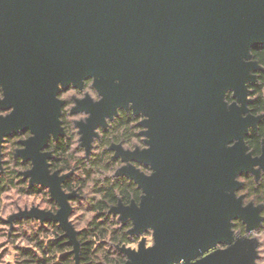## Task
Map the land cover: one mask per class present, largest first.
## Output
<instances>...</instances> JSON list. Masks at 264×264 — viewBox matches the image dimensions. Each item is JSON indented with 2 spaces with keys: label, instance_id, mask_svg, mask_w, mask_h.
I'll list each match as a JSON object with an SVG mask.
<instances>
[{
  "label": "water",
  "instance_id": "95a60500",
  "mask_svg": "<svg viewBox=\"0 0 264 264\" xmlns=\"http://www.w3.org/2000/svg\"><path fill=\"white\" fill-rule=\"evenodd\" d=\"M263 44L264 0H0V85L6 91L0 107L16 109L0 121V132L35 133L17 155L32 160L33 181L51 186L63 205L62 181L47 175L48 157L40 154L49 133L61 134L56 83L78 86L83 78H96L103 102L85 101L77 109L92 114L82 128L85 143L91 126L133 101L149 117L151 147L117 154L155 171L144 178L130 167L122 170L146 195L140 210H118L134 219L137 232L154 227L157 243L126 254L132 264H171L198 254L197 248L230 241L229 218L241 219L248 229L259 224V208L242 209L224 193L233 174L250 172L252 164L264 168V156L250 160L240 140L260 122L240 118L243 104L251 102L243 99V82L254 83L248 72L260 70L241 58ZM227 89L235 90L241 108H225ZM232 139L236 145L226 150ZM251 248L240 241L201 264H251Z\"/></svg>",
  "mask_w": 264,
  "mask_h": 264
},
{
  "label": "clouds",
  "instance_id": "9594fccd",
  "mask_svg": "<svg viewBox=\"0 0 264 264\" xmlns=\"http://www.w3.org/2000/svg\"><path fill=\"white\" fill-rule=\"evenodd\" d=\"M253 49L248 48L241 63L255 64L260 70H249L254 83L243 82V99L264 104V65L252 56ZM119 83V80L113 81L114 85ZM95 85L93 76L81 79L78 86L71 81L66 87L61 82L55 85L53 99L59 104L56 119L61 134L49 133L40 154L48 157L44 161L47 175L62 181L58 191L67 197L63 205L53 198L51 186L33 181L29 175L34 169L32 160L17 155L25 151L26 142L34 139L35 133L30 129L10 136L0 132V264H132L127 252L139 253L141 247L144 251L156 247L154 227L147 226L137 232L134 219L124 217L118 210L130 206L140 210L146 195L132 177L121 174L123 169L130 167L144 178L154 175L151 166L125 160L117 154V149L130 156L150 150L151 145L146 142L150 139L146 126L149 117L138 112L129 100L103 116L102 123L91 126L85 143L82 128L89 125L92 114L77 109L85 101L103 102L104 96ZM229 94L231 103L226 102ZM5 101L6 91L0 85V105ZM222 102L226 109L233 105L237 109L242 107L234 89L224 92ZM248 104H243L246 111L240 118L250 116L264 122V107L250 109ZM15 110L14 105L0 107V121ZM259 124L255 131L252 127L246 128V135L240 138L244 155L250 160L264 156V135L257 127ZM252 139L258 148L246 142ZM236 143L232 139L224 148L231 149ZM231 185L224 194L239 201L240 208L251 205L253 209H260L258 226L248 229L241 219L229 218L230 241L197 248L198 254L178 256L171 264H201L217 253L236 247L240 241L252 245L251 264H264V215H261L264 213V168L252 164L250 172L233 174Z\"/></svg>",
  "mask_w": 264,
  "mask_h": 264
},
{
  "label": "trees",
  "instance_id": "16d2710c",
  "mask_svg": "<svg viewBox=\"0 0 264 264\" xmlns=\"http://www.w3.org/2000/svg\"><path fill=\"white\" fill-rule=\"evenodd\" d=\"M262 46H264V44L263 45L254 46L253 47L254 49L252 50V55L254 57L258 58L260 60L261 64L264 65V48H260ZM262 78H264V77H262ZM249 107H250V109H256L258 107H264V104L250 102ZM258 128H259L261 134L264 135V122H261L258 125ZM246 142L249 143L250 146H254V147H257V148L259 147V145L256 143L255 139H252V140L246 141ZM129 191H131V189H129ZM136 195H137V193H136Z\"/></svg>",
  "mask_w": 264,
  "mask_h": 264
},
{
  "label": "flooded vegetation",
  "instance_id": "af4514ba",
  "mask_svg": "<svg viewBox=\"0 0 264 264\" xmlns=\"http://www.w3.org/2000/svg\"><path fill=\"white\" fill-rule=\"evenodd\" d=\"M231 94H229V97L226 99L227 100V102L228 103H231L232 102V100H231ZM250 104V103H249ZM249 104H248V107H249ZM250 108V107H249ZM21 132H23V131H21ZM12 134H15V133H12ZM12 134H9L8 136H10V135H12ZM140 163V162H139ZM143 164V163H142ZM133 166H135V165H133ZM67 179V178H66ZM139 195V193H137V196ZM127 203V202H126ZM261 215H264L263 213H261Z\"/></svg>",
  "mask_w": 264,
  "mask_h": 264
}]
</instances>
